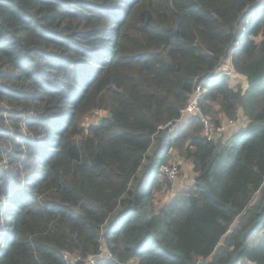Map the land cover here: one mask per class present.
<instances>
[{
	"label": "trees",
	"instance_id": "1",
	"mask_svg": "<svg viewBox=\"0 0 264 264\" xmlns=\"http://www.w3.org/2000/svg\"><path fill=\"white\" fill-rule=\"evenodd\" d=\"M198 85L201 116L248 123L179 120ZM174 149L193 182L158 204ZM102 249L264 264V0H0V264Z\"/></svg>",
	"mask_w": 264,
	"mask_h": 264
},
{
	"label": "built area",
	"instance_id": "2",
	"mask_svg": "<svg viewBox=\"0 0 264 264\" xmlns=\"http://www.w3.org/2000/svg\"><path fill=\"white\" fill-rule=\"evenodd\" d=\"M201 87L198 85L195 87L193 93L191 94L186 106L181 110V115L179 120H184L192 114L199 112L198 107V98L201 95ZM203 124V134L208 140L217 142L218 140H223L228 134L238 130L240 127L248 123V117L243 113L242 110H238L237 116L235 118H224L220 123L216 124L209 117L200 116ZM87 132V128L85 129ZM179 164H162L161 172L169 181H174L179 174ZM103 249L96 255H88L84 259V264H94L97 257H104ZM66 257H69L71 260L76 259L73 255L66 254ZM126 262L125 264H128ZM238 264H260L255 261H245Z\"/></svg>",
	"mask_w": 264,
	"mask_h": 264
},
{
	"label": "rangeland",
	"instance_id": "3",
	"mask_svg": "<svg viewBox=\"0 0 264 264\" xmlns=\"http://www.w3.org/2000/svg\"><path fill=\"white\" fill-rule=\"evenodd\" d=\"M234 78L236 80H239L240 83L242 84L245 83V79L243 77L234 76ZM234 78H231L229 80L230 84H234L236 82ZM102 115H104V112L98 111L91 116L85 117L82 123V125L84 126V133H86L85 129L88 128V125L90 123L95 122L97 117L102 116ZM227 136H229V134ZM169 162L179 164V167H180L179 174L174 181H169L166 179V181L163 184H161L160 188L156 190L154 200L158 204L168 201L174 195H177L180 191H182L183 189H186V187L189 186L193 182V173H192L191 163L183 160L178 154L176 149L172 151Z\"/></svg>",
	"mask_w": 264,
	"mask_h": 264
},
{
	"label": "water",
	"instance_id": "4",
	"mask_svg": "<svg viewBox=\"0 0 264 264\" xmlns=\"http://www.w3.org/2000/svg\"><path fill=\"white\" fill-rule=\"evenodd\" d=\"M196 115L201 116L200 112L196 113Z\"/></svg>",
	"mask_w": 264,
	"mask_h": 264
}]
</instances>
